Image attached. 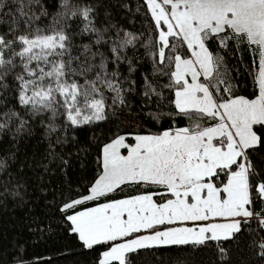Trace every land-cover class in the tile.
Here are the masks:
<instances>
[{
    "label": "snow or ice",
    "instance_id": "snow-or-ice-1",
    "mask_svg": "<svg viewBox=\"0 0 264 264\" xmlns=\"http://www.w3.org/2000/svg\"><path fill=\"white\" fill-rule=\"evenodd\" d=\"M0 145V264H264V0H0Z\"/></svg>",
    "mask_w": 264,
    "mask_h": 264
},
{
    "label": "trees",
    "instance_id": "trees-1",
    "mask_svg": "<svg viewBox=\"0 0 264 264\" xmlns=\"http://www.w3.org/2000/svg\"><path fill=\"white\" fill-rule=\"evenodd\" d=\"M139 25H137L138 27ZM243 64L240 68L239 82L241 85L245 84L246 80L248 83V91L252 90L250 78L246 76L244 65H249L251 63V58L247 53H242ZM239 94H247V92H240ZM3 145H0L2 147ZM79 164H77V169ZM78 174V173H77ZM75 178V176H73ZM24 217V211L21 208L15 207L12 199L9 197L7 202L0 201V247L9 246L18 234L22 230V218ZM38 248L31 249L30 251H39L44 257L52 256L55 264H73L75 259H80L79 257H73L71 255L67 256L66 259H60L54 256L52 251L46 249L55 248L58 251H64L61 245H68L70 248H78V244L75 243L72 238L54 237L50 239L46 244L42 241H38ZM26 260H30L31 256H26Z\"/></svg>",
    "mask_w": 264,
    "mask_h": 264
}]
</instances>
